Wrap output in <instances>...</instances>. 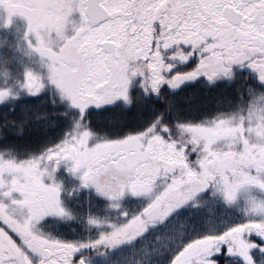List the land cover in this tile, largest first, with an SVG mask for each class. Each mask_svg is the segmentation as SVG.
<instances>
[{
  "label": "snow or ice",
  "instance_id": "6c2138e0",
  "mask_svg": "<svg viewBox=\"0 0 264 264\" xmlns=\"http://www.w3.org/2000/svg\"><path fill=\"white\" fill-rule=\"evenodd\" d=\"M0 264H264V0H0Z\"/></svg>",
  "mask_w": 264,
  "mask_h": 264
}]
</instances>
